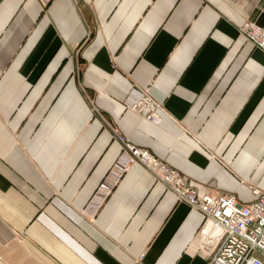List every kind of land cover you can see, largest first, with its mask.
<instances>
[{
    "label": "crops",
    "instance_id": "crops-1",
    "mask_svg": "<svg viewBox=\"0 0 264 264\" xmlns=\"http://www.w3.org/2000/svg\"><path fill=\"white\" fill-rule=\"evenodd\" d=\"M262 12L0 0V264H205L197 210L137 162L112 181L118 136L211 193L264 190V51L241 32Z\"/></svg>",
    "mask_w": 264,
    "mask_h": 264
},
{
    "label": "built area",
    "instance_id": "built-area-1",
    "mask_svg": "<svg viewBox=\"0 0 264 264\" xmlns=\"http://www.w3.org/2000/svg\"><path fill=\"white\" fill-rule=\"evenodd\" d=\"M41 1L45 3L47 0ZM241 32L255 47L264 51V27L257 21L246 23ZM141 102L146 104L145 117L153 119L158 115V105L133 90L129 104L133 108ZM118 140L121 153L112 181L115 183L132 163L137 162L174 194L176 202L197 210L202 221L193 243L206 255L205 264H264V190L252 187L254 198L246 203L237 201L228 193H211L204 185L190 181L185 174L147 149L131 144L122 136H118ZM212 228L217 230L215 237L209 233Z\"/></svg>",
    "mask_w": 264,
    "mask_h": 264
},
{
    "label": "water",
    "instance_id": "water-1",
    "mask_svg": "<svg viewBox=\"0 0 264 264\" xmlns=\"http://www.w3.org/2000/svg\"><path fill=\"white\" fill-rule=\"evenodd\" d=\"M258 18H264V12H262L260 15H259V17Z\"/></svg>",
    "mask_w": 264,
    "mask_h": 264
},
{
    "label": "bare ground",
    "instance_id": "bare-ground-1",
    "mask_svg": "<svg viewBox=\"0 0 264 264\" xmlns=\"http://www.w3.org/2000/svg\"><path fill=\"white\" fill-rule=\"evenodd\" d=\"M170 192V191H169ZM171 193V192H170ZM173 196H174V194L173 193H171ZM175 197V196H174Z\"/></svg>",
    "mask_w": 264,
    "mask_h": 264
},
{
    "label": "rangeland",
    "instance_id": "rangeland-1",
    "mask_svg": "<svg viewBox=\"0 0 264 264\" xmlns=\"http://www.w3.org/2000/svg\"><path fill=\"white\" fill-rule=\"evenodd\" d=\"M251 188H252V186H251Z\"/></svg>",
    "mask_w": 264,
    "mask_h": 264
}]
</instances>
